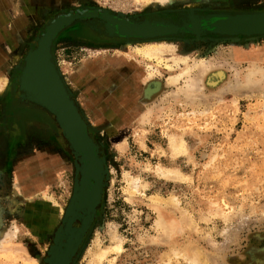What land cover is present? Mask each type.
<instances>
[{"label": "rangeland", "instance_id": "rangeland-1", "mask_svg": "<svg viewBox=\"0 0 264 264\" xmlns=\"http://www.w3.org/2000/svg\"><path fill=\"white\" fill-rule=\"evenodd\" d=\"M90 9L140 22L264 0H0V264L45 262L79 176L54 116L19 99L18 67L49 21ZM74 24L53 53L107 179L72 264H264V35L90 43ZM217 68L223 81L205 85Z\"/></svg>", "mask_w": 264, "mask_h": 264}, {"label": "water", "instance_id": "water-1", "mask_svg": "<svg viewBox=\"0 0 264 264\" xmlns=\"http://www.w3.org/2000/svg\"><path fill=\"white\" fill-rule=\"evenodd\" d=\"M104 13H107V11H103L101 14H98L97 9H90L85 13L74 11L68 15L61 14L55 17L53 21H49L43 29V34L33 41L32 46L25 53L23 63L19 65L18 74L15 78V87L19 99L32 102L54 116L78 161L79 178L73 200L64 219L63 227L58 234V245L51 248L45 259V264H59V257L55 256V251L61 245L62 238L68 233L74 218L78 216L79 211L82 208H85V212L81 219V226L77 229L73 244L71 243L72 245H70L69 248H75V244L77 245L81 240V237L85 234L101 203L103 189L107 179V168L101 156V145L91 135L87 121L82 115L79 106L73 98L71 91L65 84L61 72L57 67L53 53L54 39L57 34L76 22H88L92 19H96V22L92 21L93 27L99 29L97 23L103 22L106 35L122 36L126 40H130L131 38L136 40H153L156 38L170 37L175 33L182 34L186 31L195 36L199 35V32L195 31L191 22L188 21L190 17L185 15L179 16L178 14L175 20L153 17L150 19H144L140 22H131L120 12H117L115 15L109 14L108 17L104 16ZM213 16L217 17V19L211 23V28L205 30L206 32L225 37H237L238 35H264V23L249 29L229 31L223 30L222 24L224 18H230L231 16H264V11L236 13L223 12L213 14ZM208 17L209 16H204L203 20L208 21ZM41 50L44 51V62H46L49 71L53 75L52 90L55 94L51 98L48 97L47 93V97L37 96L36 93H38L39 90L35 89L39 88L32 87L33 90H30L31 88L26 86L27 81L32 85L34 79L39 75V53ZM31 72L35 73V78L32 76L33 74ZM36 82L43 84L42 82H44V80L41 79L40 81L39 79L36 80ZM72 114L77 115V118L81 122L80 127L76 128L74 126L71 119ZM84 170L88 172L84 179V182H87L88 184V188H84L82 184ZM94 186H97V193L90 205L80 204L82 200L91 197L90 191ZM69 256L70 254L67 255L64 262L71 259Z\"/></svg>", "mask_w": 264, "mask_h": 264}, {"label": "bare ground", "instance_id": "bare-ground-1", "mask_svg": "<svg viewBox=\"0 0 264 264\" xmlns=\"http://www.w3.org/2000/svg\"><path fill=\"white\" fill-rule=\"evenodd\" d=\"M159 2L160 1H164L165 0H158ZM172 1V0H171ZM154 2V1H153ZM170 3V2H169ZM164 4V3H162ZM167 5V4H166ZM246 17V18H245ZM189 22H191V25L193 26L194 30L195 31H198L199 33H202L204 30L201 29L200 27V22H199V19L197 16H192L189 20ZM264 23V16H238V17H233L231 16L230 18H224L222 20V24H223V30L225 31H229V30H243V29H249V28H252V27H257L258 25H262ZM221 26V25H220ZM150 45V44H149ZM136 47V46H135ZM137 49V48H136ZM139 49V48H138ZM141 49V48H140ZM154 49L151 48V46H146L145 49L142 48V50H138V52L146 57V58H152L153 56H156L155 52H153ZM45 55H44V51L41 50L40 53H39V72L37 75V78L34 77V72H31L33 75V77L36 79V80H39L41 81V79L44 80V82H42L43 84L41 83H37L36 80L34 79V83L31 85V83L29 81H27L26 83V86L28 88H31L30 90H33V88H39V89H35V90H39L38 93H36L37 96H42V97H47L46 96V93L48 95L49 98L53 97L55 92L52 90V80H53V75L52 73L49 71L47 65H46V62H44L45 60ZM42 60V61H41ZM179 60V59H178ZM181 60V59H180ZM175 61V60H174ZM204 61V60H203ZM202 61V63L199 65L202 69V71H208L210 70L209 68V64H205L204 62ZM207 61V60H206ZM211 62V61H210ZM197 63V62H196ZM38 64V63H36ZM168 65V64H167ZM196 65V64H194ZM211 65V63H210ZM189 66V65H188ZM214 66V64H213ZM173 67V66H172ZM194 67V66H193ZM186 70V69H185ZM187 71V70H186ZM209 73V77H208V81H207V84L204 83L205 85H216L218 84L219 82L223 81L224 77H225V74H224V70L223 69H220V68H217L215 71H212V72H208ZM139 74V73H138ZM185 74V73H183ZM141 76V75H140ZM171 77V76H170ZM1 78V77H0ZM31 80V79H30ZM3 82H6L5 79H2ZM146 81H150L151 83L146 87V91L147 93L149 94H154L156 93L159 88H160V83L159 81H155V79H151V78H148ZM2 82V83H3ZM220 85V84H219ZM3 86V85H2ZM1 87V86H0ZM33 87V88H32ZM45 87V88H44ZM44 89V90H42ZM145 90V89H144ZM145 91V92H146ZM143 97V96H142ZM51 100V99H50ZM72 118V122L74 124V126L77 128V127H80L81 126V122L80 120L77 118V115L75 114H72L71 116ZM84 172V178L82 180V184H83V187L84 188H88V184L87 182L85 183L84 182V179H85V176H87V173L85 170L83 171ZM86 173V174H85ZM16 188V187H15ZM17 189V188H16ZM91 197H89L88 199H85V200H82L80 204H87V205H90L91 201H93V198L95 197L96 193H97V186H94L92 187L91 189ZM16 193H19V192H16ZM7 231V230H6ZM3 233L5 234L4 231L1 232V236H3ZM116 248H118V245L117 246H114ZM64 248V246H63ZM120 249V248H119ZM198 250V249H197ZM194 263L196 264H200V262L197 260V261H194Z\"/></svg>", "mask_w": 264, "mask_h": 264}, {"label": "flooded vegetation", "instance_id": "flooded-vegetation-1", "mask_svg": "<svg viewBox=\"0 0 264 264\" xmlns=\"http://www.w3.org/2000/svg\"><path fill=\"white\" fill-rule=\"evenodd\" d=\"M236 12H255V11H242V10H239V11H233L232 13H236ZM216 13H223V12H216V11H198V10H187V11H184L183 13H181V14H179V16L181 15H185V16H188V17H192V16H197L198 17V19H199V22H200V27H201V29L202 30H204L202 33H199V35L197 36V37H223L222 35H217V34H212V33H209V32H206L205 30H207V29H209V28H211V23L212 22H214L215 20H216V17L215 16H213V14H216ZM98 14H101V13H98ZM104 16H106V17H108L109 16V14H106V13H104ZM204 16H209L208 17V21H205V20H203V18H204ZM153 17H157V18H166V19H172V20H175V18H173L172 16H169V15H167V14H158V15H154V16H152V18ZM135 16L134 17H132L131 18V21H135ZM151 17H149V19H150ZM96 19H92V20H90V21H88V22H85V21H79V22H77L76 24H74L73 26H71V27H73L72 29H74V31L72 32L73 34H76V35H80V36H82L83 38H87V40H91V42L90 43H93V42H95L93 39V37H95V36H101V37H103V38H105V40L106 39H111V40H106L107 42L106 43H108V42H110V43H117V41L118 40H120V39H124L122 36H115V35H113V36H108V35H106L105 34V27H104V24H103V22H100V23H97V26L99 27V29H96L95 27H93V25H92V21H95ZM96 22V21H95ZM80 24H82V26L80 25ZM180 25V24H179ZM181 26V25H180ZM190 26V25H189ZM171 36H175V37H183V38H189V37H194L195 35H192V34H190V33H188L187 31L186 32H184V33H175V34H172ZM238 36H242V35H238ZM237 36V37H238ZM133 38H131V40H132ZM125 40V39H124ZM30 110V109H29ZM30 113V112H29ZM78 178H79V176H78ZM88 199V198H87ZM99 211V207L97 208V210H96V212H98ZM77 217V216H76ZM76 217L74 218V220L72 221V224H71V226H70V229H69V231H68V233L66 234V236L67 235H69L70 233H71V229H72V226H77L78 228L81 226V222H79L77 219H76ZM64 223V222H63ZM90 226V225H89ZM62 227H63V225H62ZM61 227V228H62ZM77 228V229H78ZM88 229H89V227L87 228V230H86V232H85V234L81 237V240L77 243V245L75 244V248H69V246L70 245H72L73 244V241H74V239H75V234H76V231H75V233H73V237L69 240V241H66V236L65 237H63L62 238V241H61V245L58 247V249L55 251V256H58L57 255V252L59 251V250H62V251H64V255H62V257H59V264H72V262H73V259L75 258V255H76V253H77V251L79 250V247L81 246V243H82V241H83V239H84V237H85V235H86V233H87V231H88ZM57 237H58V235H57ZM72 243V244H71ZM58 245V239H56V241L54 242V243H52L51 244V247H50V249H49V252H50V250H51V248L52 247H55V246H57ZM63 246H64V248H63ZM49 252H48V254H49ZM70 254V260L69 261H65L64 262V260L66 259V257H67V255H69ZM47 258V257H46ZM43 264H45V262L43 263Z\"/></svg>", "mask_w": 264, "mask_h": 264}]
</instances>
